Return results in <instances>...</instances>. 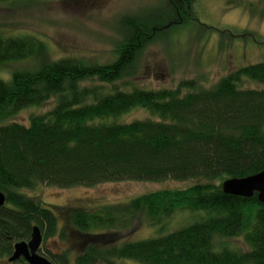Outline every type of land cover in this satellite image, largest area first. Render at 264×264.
Returning <instances> with one entry per match:
<instances>
[{"label": "trees", "instance_id": "trees-1", "mask_svg": "<svg viewBox=\"0 0 264 264\" xmlns=\"http://www.w3.org/2000/svg\"><path fill=\"white\" fill-rule=\"evenodd\" d=\"M172 6L185 19L184 0ZM165 7L168 14L148 20L121 16L115 58L103 64L50 60L42 40L0 35V68L31 61L0 79V120L6 122L0 124V264L15 242L29 240L34 226L41 245L56 236L68 241L66 249L46 250L53 264H264V203L256 193L241 197L221 187L227 178L264 169V61L231 70L208 88H196L193 80L173 88H118L136 75L143 50L171 20L172 8ZM246 80L260 87H241ZM48 101L51 107L25 122L14 118ZM137 108L150 116L118 122ZM165 179L194 183L95 210L46 204L29 193L40 185ZM177 211L193 221L137 241L117 230L138 221L158 226Z\"/></svg>", "mask_w": 264, "mask_h": 264}, {"label": "rangeland", "instance_id": "rangeland-1", "mask_svg": "<svg viewBox=\"0 0 264 264\" xmlns=\"http://www.w3.org/2000/svg\"><path fill=\"white\" fill-rule=\"evenodd\" d=\"M173 1L0 0V35H30L42 40L46 47L45 57L50 60L76 57L103 64L115 58V45L120 39L117 22L121 16L135 14L145 20L152 19L156 15L168 14L165 5L173 11ZM176 9L180 11L178 6ZM184 9L185 19L182 21L173 11L171 20L162 22L166 28L143 50L138 72L126 80L127 86L117 84L118 88H173L183 80H193L196 88H208L231 70L264 61L263 0H232L230 4L229 0H184ZM28 60L0 68V79L9 80L11 69L29 65L31 61ZM241 87L259 88L260 84L246 80ZM51 105L48 101L39 107L29 106L14 118L25 122L28 115L44 112ZM148 116L146 110L137 108L119 115V118H109H118L119 122ZM4 123L5 120H0V124ZM192 183L194 181L165 179L105 182L67 189L40 185L29 193L40 196L46 204L78 205L95 210L106 204L128 202L144 193L182 189ZM189 216V212L177 211L158 226L138 221L131 227L118 226L117 230L121 231L122 238L137 241L183 227L193 221ZM229 244L245 248L239 239H230ZM67 245L68 241L56 236L42 244L39 253L46 255V250L58 252ZM1 263L8 264L6 258Z\"/></svg>", "mask_w": 264, "mask_h": 264}, {"label": "water", "instance_id": "water-1", "mask_svg": "<svg viewBox=\"0 0 264 264\" xmlns=\"http://www.w3.org/2000/svg\"><path fill=\"white\" fill-rule=\"evenodd\" d=\"M221 187L225 193L241 197H251L256 193L258 201L264 203V169L241 178H227L221 183ZM4 203V194L0 192V206ZM41 241L40 229L37 226L32 227L29 240L15 242L13 252L7 261L11 262L23 257L28 264H53L48 258L38 253Z\"/></svg>", "mask_w": 264, "mask_h": 264}, {"label": "flooded vegetation", "instance_id": "flooded-vegetation-1", "mask_svg": "<svg viewBox=\"0 0 264 264\" xmlns=\"http://www.w3.org/2000/svg\"><path fill=\"white\" fill-rule=\"evenodd\" d=\"M41 247V246H40ZM40 247H39V249H38V253H39V251H40ZM12 252H13V250H12ZM12 252H11V254H12ZM10 254V255H11ZM40 254V253H39ZM9 255V256H10ZM42 255V254H41ZM8 256V257H9ZM44 256V255H43ZM8 257L6 258V262L8 263V264H13V263H17V262H19L20 263V260H23L26 264H28L24 259H23V257H19L18 259H16V260H14V261H11V262H8L7 261V259H8ZM47 258V257H46Z\"/></svg>", "mask_w": 264, "mask_h": 264}]
</instances>
